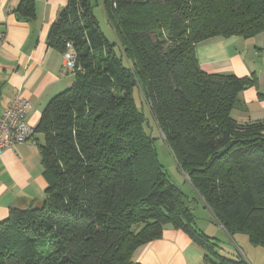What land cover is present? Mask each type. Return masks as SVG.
I'll use <instances>...</instances> for the list:
<instances>
[{
  "label": "trees",
  "instance_id": "obj_1",
  "mask_svg": "<svg viewBox=\"0 0 264 264\" xmlns=\"http://www.w3.org/2000/svg\"><path fill=\"white\" fill-rule=\"evenodd\" d=\"M34 0L17 13L30 17ZM48 45L76 56L72 85L44 107L35 134L47 182L39 206L0 222V264H138L140 247L170 227L210 264H245L217 252L196 227L202 204L228 235L264 248V121L238 123V94L252 78L209 75L195 49L213 38L264 32V0H67ZM149 119L192 200L158 162Z\"/></svg>",
  "mask_w": 264,
  "mask_h": 264
},
{
  "label": "crops",
  "instance_id": "obj_2",
  "mask_svg": "<svg viewBox=\"0 0 264 264\" xmlns=\"http://www.w3.org/2000/svg\"><path fill=\"white\" fill-rule=\"evenodd\" d=\"M20 2L0 0V116L21 95L31 104L26 122L35 129L48 101L72 85L62 54L48 45L50 28L68 2L34 0L30 17L17 13ZM195 55L206 74L252 78L254 85L238 94L242 107L233 109L231 116L238 123L264 121V32L249 39L213 38L199 44ZM36 142L42 143L43 136L36 134ZM46 187L35 143L4 150L0 154V222L12 208L39 206ZM217 227L233 240L235 234L230 236ZM133 258L138 264H210L188 234L170 227L159 239L137 249Z\"/></svg>",
  "mask_w": 264,
  "mask_h": 264
},
{
  "label": "rangeland",
  "instance_id": "obj_3",
  "mask_svg": "<svg viewBox=\"0 0 264 264\" xmlns=\"http://www.w3.org/2000/svg\"><path fill=\"white\" fill-rule=\"evenodd\" d=\"M93 15L105 38L111 43L115 42V35L106 19L102 8V0H95ZM145 117L148 121L147 124L150 129L148 132H150L152 135L153 145L156 150L159 164L166 171L170 179L180 187L185 196H187L189 200H192L193 194L188 182L186 181L185 175H183V173H181V171L178 169L162 137L159 136L153 123H151L149 119V113L146 110ZM193 207V215L195 218L196 227L204 233H207L211 237L217 239V250L221 255H224L229 259L244 260L245 264H264V248L252 246L249 243L248 237L244 234H235V237H233L232 240L231 237L229 238L223 231H221L220 228L217 227L207 210L203 209V207L200 205ZM247 255H249V258L252 259H250L251 263Z\"/></svg>",
  "mask_w": 264,
  "mask_h": 264
},
{
  "label": "built area",
  "instance_id": "obj_4",
  "mask_svg": "<svg viewBox=\"0 0 264 264\" xmlns=\"http://www.w3.org/2000/svg\"><path fill=\"white\" fill-rule=\"evenodd\" d=\"M64 69L70 74L75 69L76 56L71 44H66L62 53ZM31 104L21 95H17L4 109L0 116V154L18 144L35 140V131L26 122Z\"/></svg>",
  "mask_w": 264,
  "mask_h": 264
}]
</instances>
